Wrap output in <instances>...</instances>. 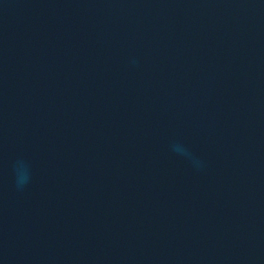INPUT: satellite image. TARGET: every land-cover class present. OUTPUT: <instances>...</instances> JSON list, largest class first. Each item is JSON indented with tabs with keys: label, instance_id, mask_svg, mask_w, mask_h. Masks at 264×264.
<instances>
[{
	"label": "water",
	"instance_id": "water-1",
	"mask_svg": "<svg viewBox=\"0 0 264 264\" xmlns=\"http://www.w3.org/2000/svg\"><path fill=\"white\" fill-rule=\"evenodd\" d=\"M0 264H264V0H0Z\"/></svg>",
	"mask_w": 264,
	"mask_h": 264
},
{
	"label": "clouds",
	"instance_id": "clouds-1",
	"mask_svg": "<svg viewBox=\"0 0 264 264\" xmlns=\"http://www.w3.org/2000/svg\"><path fill=\"white\" fill-rule=\"evenodd\" d=\"M194 164L198 165L199 162L198 161H194ZM28 180V173H27V169L24 166V171L21 172H17V187H23V185L27 182Z\"/></svg>",
	"mask_w": 264,
	"mask_h": 264
}]
</instances>
